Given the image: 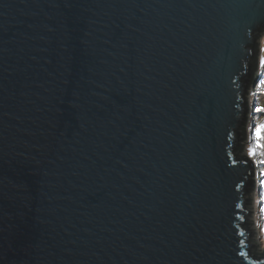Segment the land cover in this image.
Returning <instances> with one entry per match:
<instances>
[{"label": "water", "instance_id": "obj_1", "mask_svg": "<svg viewBox=\"0 0 264 264\" xmlns=\"http://www.w3.org/2000/svg\"><path fill=\"white\" fill-rule=\"evenodd\" d=\"M263 35L264 0H0V264H264Z\"/></svg>", "mask_w": 264, "mask_h": 264}, {"label": "rangeland", "instance_id": "obj_2", "mask_svg": "<svg viewBox=\"0 0 264 264\" xmlns=\"http://www.w3.org/2000/svg\"><path fill=\"white\" fill-rule=\"evenodd\" d=\"M264 41V35L261 41ZM262 41V47L259 53V78L254 85H251L248 113L246 121V130L253 127L264 124V65L261 64V60L264 59V42ZM256 110V111H255ZM254 132H249V137L246 141V153L256 161V183L257 186L253 191V220L257 230V239L259 248L264 247V212L261 211L264 208V139L257 140ZM255 149V155L249 151V149Z\"/></svg>", "mask_w": 264, "mask_h": 264}, {"label": "snow or ice", "instance_id": "obj_3", "mask_svg": "<svg viewBox=\"0 0 264 264\" xmlns=\"http://www.w3.org/2000/svg\"><path fill=\"white\" fill-rule=\"evenodd\" d=\"M261 64L264 65V59L261 60ZM255 137L257 140L264 139V124H260L256 127ZM249 151L252 153V155H255L254 148L249 149ZM261 163H264V161H261ZM261 211L264 212V208H262Z\"/></svg>", "mask_w": 264, "mask_h": 264}, {"label": "trees", "instance_id": "obj_4", "mask_svg": "<svg viewBox=\"0 0 264 264\" xmlns=\"http://www.w3.org/2000/svg\"><path fill=\"white\" fill-rule=\"evenodd\" d=\"M262 41H263V40H262ZM262 41H261V43H262ZM263 42H264V41H263ZM255 111H256V110H255ZM254 130H255V127H253L252 129H249V127H248V133H249V132H251V133H252V132H254ZM255 162H256V161H255ZM255 252H258V251H257V250H255V248H254V249H252V252H251V253H252V254H255Z\"/></svg>", "mask_w": 264, "mask_h": 264}, {"label": "clouds", "instance_id": "obj_5", "mask_svg": "<svg viewBox=\"0 0 264 264\" xmlns=\"http://www.w3.org/2000/svg\"><path fill=\"white\" fill-rule=\"evenodd\" d=\"M254 160V158H252ZM255 161V160H254ZM256 163V162H255Z\"/></svg>", "mask_w": 264, "mask_h": 264}, {"label": "bare ground", "instance_id": "obj_6", "mask_svg": "<svg viewBox=\"0 0 264 264\" xmlns=\"http://www.w3.org/2000/svg\"><path fill=\"white\" fill-rule=\"evenodd\" d=\"M264 77V76H263Z\"/></svg>", "mask_w": 264, "mask_h": 264}]
</instances>
